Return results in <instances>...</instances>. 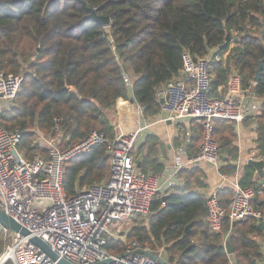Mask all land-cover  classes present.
Listing matches in <instances>:
<instances>
[{"label":"trees","instance_id":"1","mask_svg":"<svg viewBox=\"0 0 264 264\" xmlns=\"http://www.w3.org/2000/svg\"><path fill=\"white\" fill-rule=\"evenodd\" d=\"M84 1L109 17L110 24L89 17L79 0H0V70H26L21 91L0 111V124L8 130H22L24 155L44 152L35 130L55 135L56 119L66 146L93 130L114 138V125L106 111L131 99L143 107L145 117L155 118L161 108L158 93L168 81L180 77L184 52L205 57L212 49L216 50L212 63L215 95H224L236 71L243 87L254 89L263 99L255 121L264 154V0ZM260 64V79L255 82ZM132 74L136 78L129 87L124 79ZM192 124L190 156L198 152L203 134L199 121ZM213 136L225 162L222 172L235 173L239 148L234 122L216 120ZM157 145L158 137L149 134L139 146L142 170L164 171ZM110 172L106 146L72 159L64 178L67 195L105 180ZM181 174L185 183L159 193L150 215H137L125 240L110 241L111 253L122 254L128 243L137 242L150 249L165 247L169 264L226 263L224 235L212 231L206 221L205 168L193 165ZM239 184L259 190L253 166L244 167ZM233 194L229 185L218 191L226 207ZM252 206L261 216L237 222L229 237L238 264H262L264 259V192L255 196ZM229 227L226 219L224 232ZM4 246L0 228V254Z\"/></svg>","mask_w":264,"mask_h":264},{"label":"built area","instance_id":"2","mask_svg":"<svg viewBox=\"0 0 264 264\" xmlns=\"http://www.w3.org/2000/svg\"><path fill=\"white\" fill-rule=\"evenodd\" d=\"M214 58L210 53L197 57L184 52L180 77L168 81L158 93V100L164 102L157 121L180 125L183 140L161 176L144 172L135 156V150L145 140L147 125L130 133L121 132L112 139L93 130L77 143L65 146L60 120L56 119L55 135L45 136L35 130L46 141V146L41 145L44 152L27 157L20 150L22 130H8L0 124V209L29 232L24 235L0 224L5 240L0 264H58V260L32 243L34 237L45 242L59 259L72 264H169L164 247L153 250L133 242L117 255L109 251L108 245L112 239H126L134 218L148 215L159 193L185 183L183 168L202 163L214 166L234 189L228 207L220 202L218 190L206 194V221L212 231L223 233L224 243L235 222L260 217L252 200L264 192V179L259 181V190L242 187L238 179L230 181L221 171L223 156L213 129L218 119L231 120L239 128L247 117L260 113L263 99L254 89L243 87L237 72L230 75L224 95H215ZM25 72L24 67L17 73L0 70V111L11 105L21 91ZM124 80L127 86H133L131 76L126 75ZM195 120L201 123L203 134L199 151L189 156ZM99 146H106L110 154L109 177L68 196L64 178L69 161ZM226 219L230 227L224 232ZM225 264H238L235 255L228 254Z\"/></svg>","mask_w":264,"mask_h":264},{"label":"crops","instance_id":"3","mask_svg":"<svg viewBox=\"0 0 264 264\" xmlns=\"http://www.w3.org/2000/svg\"><path fill=\"white\" fill-rule=\"evenodd\" d=\"M132 78H133V76H132ZM125 117H127V116H125ZM145 118L149 119V120L153 119V121L151 123H149L150 126L151 125H153L152 127H156V126L161 127L162 126L160 128V130H162L163 134L166 133V135H167L166 138L163 137L161 140V138H159L157 136V133L154 130L149 131V132L146 131V135H145L146 137L144 140V142H145L147 139V136L149 134H155L158 137L157 148L159 145H164L166 152L162 153V151H159L157 157L160 159L161 162H163L165 164V167H167V166L171 165V163L174 160L175 149L177 147L181 146L183 143V140L181 139V134L180 135L178 134V133H180L181 127H180V125L178 126L177 124H174L171 121H170L171 123H169V121H166V122L160 121L159 122V121H157V119H158L157 116L155 118H147V117H145ZM255 118L256 117H251V116L247 117L244 120V122L239 126V128L238 127L236 128L237 145L239 148V155H238V159L236 161L238 168H237V171L235 173L227 174L228 179L230 181H235L236 179L239 180L241 174L244 171V167L246 165H248L247 162L250 158H254V159H258V160L264 159L263 148L258 143L259 132L257 130V122L255 121L256 120ZM144 121H146V120L144 119ZM134 124L136 125L135 122H134ZM137 127H139V126H137ZM176 132H177V134H176ZM172 134H173L174 140L171 141V135ZM190 142H191V140H190ZM138 151H139V147L135 151V156L138 160L139 167L141 168V161L143 158L141 156L142 154L140 155L138 153ZM188 155H189V151H188ZM222 162H223L222 163V166H223L225 164L223 159H222ZM199 165L203 166L207 172L206 182L208 185L205 188L206 194H208L212 191H215V190L219 191V190L223 189L225 186H227V183L219 175L218 171L216 170V168L214 166L208 165L206 163H202ZM144 172H146V173L151 172L152 173L153 171H149V172L144 171ZM255 179L257 182H259L261 179L258 176L256 169H255ZM163 194H165V193H163ZM128 233H127V235H128ZM224 246H225V243H224ZM153 250H157V249H153ZM166 253H167V251H166ZM227 255H228V253H227Z\"/></svg>","mask_w":264,"mask_h":264},{"label":"rangeland","instance_id":"4","mask_svg":"<svg viewBox=\"0 0 264 264\" xmlns=\"http://www.w3.org/2000/svg\"><path fill=\"white\" fill-rule=\"evenodd\" d=\"M215 52H216V50L215 49H212L211 52H210V54L211 55L214 54V56H215ZM224 60H225V57H224ZM234 72H236V71H234ZM132 76H133V78H136V76H134L133 74H132ZM132 76H131V78H132ZM133 78H132V80H134ZM126 108H129L130 109L129 116L128 115H125L123 113V110H125ZM106 114H107L108 118L110 119L111 123L114 125V136L117 135V134H119V133H121V132L130 133L132 131H135L138 128L137 126L140 127V126H146L147 125L148 126L147 127V132L154 130L157 133V136L159 138H161V140H162L163 137H165V138L167 137L166 133L163 134L162 130H160V128L162 126L161 127H159V126L152 127L153 125L149 126V123H151L153 121V119L149 120V119H146L144 117L143 110H141L139 108L137 102L131 103L130 101H128V102L122 104L121 106L117 107L116 109H109V110H107L106 111ZM125 116H127V117H125ZM144 119L146 121H144ZM134 122L136 123V125L134 124ZM37 131L43 133V131H40L38 129H37ZM36 133H37L36 140H38V142H40L41 145L46 146L45 139L43 137L39 136L38 132H36ZM176 134H177V132H176ZM178 134L180 135V133H178ZM172 140H174L173 134L171 135V141ZM200 142H201V140L198 142V151H199V147H200ZM158 149H159L158 150V153H159V151H162V153L166 152V149H165L164 145H159L158 146ZM162 173L163 172L158 173V174H155V175L161 176ZM146 216H148V215H146ZM141 219H142V217L139 218V220H141ZM3 241L5 243V240L4 239H3ZM126 243H128V241ZM1 254H0V256H1Z\"/></svg>","mask_w":264,"mask_h":264},{"label":"water","instance_id":"5","mask_svg":"<svg viewBox=\"0 0 264 264\" xmlns=\"http://www.w3.org/2000/svg\"><path fill=\"white\" fill-rule=\"evenodd\" d=\"M81 2V4L83 5V7L85 8V10L89 13V17H91L92 19L101 22L103 25L108 26L110 24L109 21V17L107 16H102L99 14V9L97 8H93V7H89L87 6L86 2L84 0H79ZM260 73H261V64L257 70V74L254 78L255 82H258L260 79ZM134 99H131V102H133ZM164 99L160 100V103H163ZM169 123H171L169 121ZM248 165L253 166L256 171L257 174L260 178H264V159H254V158H250L247 162ZM150 215V213L148 214V216ZM0 224L3 227L6 228H10L16 232H20L24 235L28 234V230L25 229L24 227H22L18 222H16L13 218H11L10 216H8L6 213H4L1 209H0ZM234 225H236V222L234 223ZM191 227V224L187 226V232H189ZM32 243L40 248H42L44 251H46L48 254H50L55 260H58V264H72L64 259H59L57 254L54 253L51 248L45 243L43 242L41 239L34 237L32 238ZM225 248L228 254H234V248L232 247V244L229 240L226 241L225 243Z\"/></svg>","mask_w":264,"mask_h":264},{"label":"bare ground","instance_id":"6","mask_svg":"<svg viewBox=\"0 0 264 264\" xmlns=\"http://www.w3.org/2000/svg\"><path fill=\"white\" fill-rule=\"evenodd\" d=\"M126 111L125 112H123L125 115H128L129 116V111H130V109L129 108H126L125 109Z\"/></svg>","mask_w":264,"mask_h":264}]
</instances>
